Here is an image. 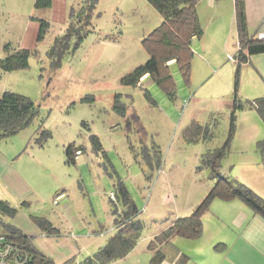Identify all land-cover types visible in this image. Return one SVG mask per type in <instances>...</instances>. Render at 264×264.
<instances>
[{
	"label": "rangeland",
	"instance_id": "obj_1",
	"mask_svg": "<svg viewBox=\"0 0 264 264\" xmlns=\"http://www.w3.org/2000/svg\"><path fill=\"white\" fill-rule=\"evenodd\" d=\"M70 2L79 0L65 5ZM207 2L198 0L195 6L202 32L190 41L189 78L185 81L170 62L175 89L169 95L146 75L135 84L121 80L147 59L144 40L162 20L147 0H97L92 29L60 63L49 60L47 49L55 30L66 24L62 0H52L48 8L35 7L33 0H0V45L18 44L26 22L37 23V53L29 56L26 68L12 70L9 82L30 96L38 110L27 126L0 139V152L13 160L26 182L22 196L6 199L17 211L0 212V233L1 221L17 224L55 261L73 257L86 263L116 231L115 216L123 203L118 198L114 203L110 193H117L121 182L137 207L134 220L141 228L134 248L110 264H139L140 257L149 255L146 244L153 233L189 214L215 184L211 169L199 166L200 156L222 145L232 112L234 127L220 171L250 185L264 119L258 97L242 93L249 92L239 82L244 72L231 59L238 47L231 0ZM37 17L51 21L38 41ZM194 121L201 128L191 127L186 134ZM42 128L48 131L44 135ZM69 142L80 147L73 161L66 160ZM206 210H214L211 201ZM33 215L46 217L60 233H44ZM123 231L131 235L135 226ZM191 239L172 241L185 245ZM166 253L170 257L174 251Z\"/></svg>",
	"mask_w": 264,
	"mask_h": 264
},
{
	"label": "trees",
	"instance_id": "obj_2",
	"mask_svg": "<svg viewBox=\"0 0 264 264\" xmlns=\"http://www.w3.org/2000/svg\"><path fill=\"white\" fill-rule=\"evenodd\" d=\"M161 14L162 20L154 28L151 34L144 40L147 50V59L135 66L130 72L121 77L124 83H137L144 75L151 77L155 83L164 89L169 95L174 93L175 84L169 70L170 61L175 63L180 74L185 81L189 78L190 59L193 53L191 48V38L198 36L202 32L196 17V2L198 0H147ZM97 0H79L77 3L70 2L67 8L66 24L62 28H57L56 35L47 49L48 58L52 63H60V59L66 53L73 52L88 32L92 29L94 8ZM35 7L48 8L52 5V0H33ZM235 23L237 32V51L234 60L237 64L245 61L248 55L264 51V39H258L254 33H249L245 18L244 0H234ZM39 21L36 40H41L49 30L51 21L46 17H37ZM36 45V44H35ZM3 55L0 56V70L12 71L18 68H26L29 65V56L37 53V48L21 47L11 42H3ZM236 90V88H235ZM257 108L264 119V96L256 99ZM234 97V104L236 103ZM241 106L238 103V107ZM38 110L33 99L25 93L18 92L12 88H6L0 92V139L13 134L21 128L27 126ZM191 127L201 128V125L192 122L186 128V134L192 130ZM234 127V112L231 113L230 127L227 138L220 147L208 149L200 156L199 166H207L211 169L213 177L216 178L215 184L209 189L202 200L185 215L179 216L171 221L163 229L153 233L149 238L146 249L150 253L147 264H159L166 256V250L172 249L173 256L179 259H187L185 253L179 252L177 246L172 241L173 237L193 238L202 231L203 213L209 202L214 197L228 199L240 197L254 211L264 216V198L257 195L248 185L235 179H229L220 171V158L228 145ZM42 135L48 131L45 128L39 129ZM94 137V135H93ZM97 143L98 140H96ZM262 160L264 161V138L256 142ZM80 152V147H74L69 142L65 147L66 160L73 161ZM113 192V191H112ZM112 201L120 199L123 208L115 216V232L108 239L107 243L98 248L97 251L89 255L86 263L77 261L75 258H68L61 263L44 253L33 240L31 234L25 233L21 228L8 221H1L3 232L2 242L21 247V253L17 254L19 259L25 260L26 264H109L119 258L125 257L135 246L137 236L141 228L139 220H134L138 211L134 202L128 194L126 187L120 182L117 193L113 192ZM27 203V201H22ZM17 207L3 198H0V212L13 215ZM120 214V215H119ZM119 215V217H118ZM33 219L39 228L46 234H58L60 229L46 217L33 215ZM135 226V231L124 233L126 226ZM133 231V230H132ZM131 233V232H130ZM218 244V243H217ZM216 244V245H217ZM3 246L0 242V251ZM185 254V255H184ZM14 252L10 251L7 255L0 257V264H9ZM1 260L4 262L2 263Z\"/></svg>",
	"mask_w": 264,
	"mask_h": 264
},
{
	"label": "crops",
	"instance_id": "obj_3",
	"mask_svg": "<svg viewBox=\"0 0 264 264\" xmlns=\"http://www.w3.org/2000/svg\"><path fill=\"white\" fill-rule=\"evenodd\" d=\"M66 1L62 0V3L59 4L61 12L68 8L69 4L65 5ZM214 2L215 0H208L207 3L212 5ZM231 3L233 5L232 16L235 19L234 0H231ZM55 5L56 2L54 7ZM244 7L249 33H254L258 39H264V0H244ZM24 28L18 45L21 47H33L35 45L34 36L37 23L29 20ZM0 46V56H2V45ZM240 65L244 75L240 76L239 82L248 85L249 90L247 93L245 92L246 89L243 88L245 91L242 90V93L260 97L264 93V51L248 55L247 59L241 62ZM11 72L13 71L0 70V92L10 88ZM241 78H243V81ZM243 83L241 84L243 85ZM252 158L251 162L256 165L254 168L256 173L250 176L253 181L247 182L250 183L249 186L256 193H259V196L264 198V161L261 154ZM12 161L11 158L0 152V198L11 199L15 198V196L20 197L23 195V189L26 186L25 179L12 166ZM256 184L262 188H258ZM211 202L214 210L208 212L206 210L203 213L202 216L205 222L203 220L201 233L191 239L194 242L190 241L188 243V240L185 241V245L183 243L179 245L175 243L179 252L185 253L188 258L179 259L178 262L176 260L177 255L166 256L159 264H264V216L254 211L243 199L237 196L228 199L214 197ZM210 214L213 216L209 217ZM16 226L18 225L16 224ZM18 227L21 228L20 226ZM22 230L25 232L24 229ZM34 241L44 253L55 261L51 254L39 246L36 238ZM187 244L192 246H187ZM148 254L144 259L140 257L139 264L148 263L149 251ZM63 261L57 260L56 262L61 263Z\"/></svg>",
	"mask_w": 264,
	"mask_h": 264
},
{
	"label": "built area",
	"instance_id": "obj_4",
	"mask_svg": "<svg viewBox=\"0 0 264 264\" xmlns=\"http://www.w3.org/2000/svg\"><path fill=\"white\" fill-rule=\"evenodd\" d=\"M231 59H233V57H231ZM111 198H114L113 192L110 193ZM2 236H0V242L1 245L3 246V249L0 251V257H3L5 254L7 255L8 253H10V251L14 252L13 257L15 258V260L12 259L11 263L9 264H26L25 260L19 259L17 257V254L21 253V247L18 245H11L9 243L6 242H2ZM1 262L3 263L4 261L1 260Z\"/></svg>",
	"mask_w": 264,
	"mask_h": 264
},
{
	"label": "clouds",
	"instance_id": "obj_5",
	"mask_svg": "<svg viewBox=\"0 0 264 264\" xmlns=\"http://www.w3.org/2000/svg\"><path fill=\"white\" fill-rule=\"evenodd\" d=\"M233 57V56H232ZM234 59V58H233Z\"/></svg>",
	"mask_w": 264,
	"mask_h": 264
}]
</instances>
